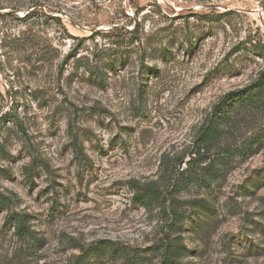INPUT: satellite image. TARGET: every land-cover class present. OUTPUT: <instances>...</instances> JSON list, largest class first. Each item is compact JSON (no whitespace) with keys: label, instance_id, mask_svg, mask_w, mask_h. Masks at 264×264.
Here are the masks:
<instances>
[{"label":"rangeland","instance_id":"374dc122","mask_svg":"<svg viewBox=\"0 0 264 264\" xmlns=\"http://www.w3.org/2000/svg\"><path fill=\"white\" fill-rule=\"evenodd\" d=\"M263 72L264 0H0V264H264Z\"/></svg>","mask_w":264,"mask_h":264},{"label":"trees","instance_id":"16d2710c","mask_svg":"<svg viewBox=\"0 0 264 264\" xmlns=\"http://www.w3.org/2000/svg\"><path fill=\"white\" fill-rule=\"evenodd\" d=\"M264 103V72L259 79L249 85H246L239 90H233L227 92L218 104L215 105L212 111V117H210L207 123L202 128L203 139L212 140L216 137L219 131V124L221 120L228 121L231 119V111L233 107H247L250 104L259 105ZM260 139H254L251 141V145L256 144ZM163 193L158 185L149 184L142 186L140 191L138 190L134 194V201L139 205L149 207L153 204H159L163 200ZM207 208L211 209L212 206L205 203ZM12 219L17 220V234L20 237L28 236V224L23 217H13ZM89 256L98 255L103 256L105 254H111L112 256L121 255L123 249H121L116 243L110 240L102 239L98 241L92 248L89 249ZM163 261L162 264H178L175 258V252L171 248L170 244H167L163 250ZM139 256L134 255L132 258V263L137 264ZM134 259V260H133Z\"/></svg>","mask_w":264,"mask_h":264}]
</instances>
